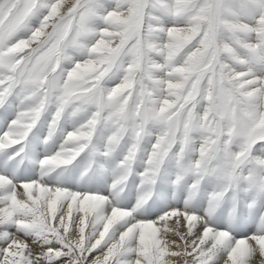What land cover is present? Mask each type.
<instances>
[{"label":"snow or ice","instance_id":"1","mask_svg":"<svg viewBox=\"0 0 264 264\" xmlns=\"http://www.w3.org/2000/svg\"><path fill=\"white\" fill-rule=\"evenodd\" d=\"M0 118V264H264V0H0Z\"/></svg>","mask_w":264,"mask_h":264},{"label":"bare ground","instance_id":"2","mask_svg":"<svg viewBox=\"0 0 264 264\" xmlns=\"http://www.w3.org/2000/svg\"><path fill=\"white\" fill-rule=\"evenodd\" d=\"M9 118H11V116ZM0 123L2 124V118H0ZM258 261H259V257L258 256L253 258V264H258Z\"/></svg>","mask_w":264,"mask_h":264}]
</instances>
